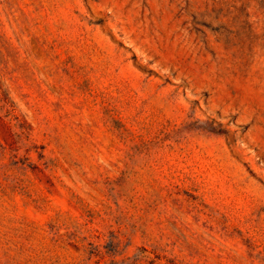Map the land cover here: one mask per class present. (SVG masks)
<instances>
[{
	"label": "rangeland",
	"instance_id": "1",
	"mask_svg": "<svg viewBox=\"0 0 264 264\" xmlns=\"http://www.w3.org/2000/svg\"><path fill=\"white\" fill-rule=\"evenodd\" d=\"M264 264V0H0V264Z\"/></svg>",
	"mask_w": 264,
	"mask_h": 264
},
{
	"label": "trees",
	"instance_id": "2",
	"mask_svg": "<svg viewBox=\"0 0 264 264\" xmlns=\"http://www.w3.org/2000/svg\"><path fill=\"white\" fill-rule=\"evenodd\" d=\"M144 258H146L145 255L140 258H127V260H124L125 264H155L153 261H146Z\"/></svg>",
	"mask_w": 264,
	"mask_h": 264
}]
</instances>
